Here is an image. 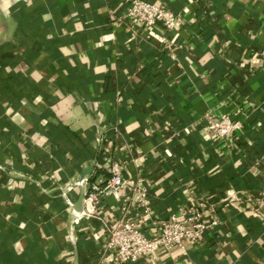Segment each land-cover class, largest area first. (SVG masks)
Wrapping results in <instances>:
<instances>
[{
    "label": "crops",
    "instance_id": "1",
    "mask_svg": "<svg viewBox=\"0 0 264 264\" xmlns=\"http://www.w3.org/2000/svg\"><path fill=\"white\" fill-rule=\"evenodd\" d=\"M146 1L176 26L118 21L129 0H0V264H118L107 227L128 191L78 223L60 195L107 179L94 160L126 164L153 220L220 210L156 264H264V0ZM207 113L242 127L219 138Z\"/></svg>",
    "mask_w": 264,
    "mask_h": 264
},
{
    "label": "built area",
    "instance_id": "2",
    "mask_svg": "<svg viewBox=\"0 0 264 264\" xmlns=\"http://www.w3.org/2000/svg\"><path fill=\"white\" fill-rule=\"evenodd\" d=\"M117 20L125 23L135 21L145 27L161 23L166 29H171L176 26L177 16L164 6L146 0H129L125 12ZM205 119L208 128L223 139L231 137L242 127L241 122L232 120L227 114L215 116L207 113ZM96 142L100 151L104 142L102 132L97 134ZM125 165L119 161L104 165L94 160L92 174L104 170L108 173L107 179L103 183L90 182V175H86L79 182L84 187L79 202L70 201L64 192L60 194L72 209L74 222L78 223L82 217L98 216L102 198L128 191L120 205L119 217L112 226L107 227L106 248L112 251L116 263L128 264L143 260L145 264H156L158 249L170 252L174 247L185 255L188 246L200 243L209 228L219 225L220 210L212 203L203 210L180 207L165 219L153 220L147 205L148 190L141 184H130L123 175ZM133 202L145 208V215L139 219L130 218ZM254 205L257 210L261 209L258 204Z\"/></svg>",
    "mask_w": 264,
    "mask_h": 264
}]
</instances>
